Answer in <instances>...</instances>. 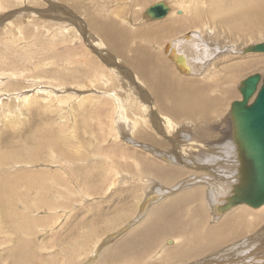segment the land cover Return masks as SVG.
Here are the masks:
<instances>
[{
    "label": "rangeland",
    "instance_id": "rangeland-1",
    "mask_svg": "<svg viewBox=\"0 0 264 264\" xmlns=\"http://www.w3.org/2000/svg\"><path fill=\"white\" fill-rule=\"evenodd\" d=\"M163 1L0 0V264H165L164 260L168 264H256L262 261L264 213L254 221L250 214L255 209L234 207L225 215L245 209L248 217L242 224L233 222L235 233L218 229L226 216L221 213L220 221H213L206 205L209 203L206 181H193L190 187L184 183L192 177H205L209 172L189 167L180 158L176 165L169 163L163 156L149 153L147 147L133 145L147 143L161 154L167 152L166 146L174 145L172 127L166 121L168 117L162 115L180 109L167 90L161 89L165 93L156 94L153 86H158L165 77V69L161 75L158 68L162 62L178 81L195 82L198 91L212 88L210 97L225 94L219 111L194 109L199 115L173 121L182 123L177 127V137H181L177 140L183 146L189 145L191 155L199 157L204 152L224 155L223 146L235 134L231 106L242 100L243 81L257 74L264 77V53H242L243 49L264 43V24L254 27L258 21L254 17V25L249 23L247 18L253 8L246 7L248 0ZM237 1H244V5L240 2L244 7H236ZM159 3H166L171 8L170 14L163 20H149V8ZM230 7L239 10L233 12ZM243 12L248 14L244 23L232 21L234 15ZM194 17H198L197 21H189ZM170 19L185 24L170 33L154 32L156 26ZM112 24H117L116 29L123 32V40L121 35L116 36L117 30L114 35ZM188 32H200L220 52L198 77L181 75L165 52L167 44ZM151 54L157 59L151 60ZM237 64L245 66L238 74L231 68ZM141 66L147 69L146 75ZM119 69L124 75L117 73ZM183 81L180 82L185 84ZM180 90L183 94L188 92ZM144 95L151 98L149 111L158 110L146 113L150 120L152 115L151 121L155 123L149 121L145 127L139 120L135 121L144 110L139 103L146 101ZM123 114L137 124L134 132L145 129L151 137L154 133L165 149L143 141L139 135L134 137L137 143H127L125 136L129 132L122 135L123 126L118 124L120 120L126 121ZM234 145L226 156L236 153L237 142ZM179 150L175 151L177 156L184 157L186 152ZM175 159L172 158L174 162ZM212 166H206L213 171L212 176L225 175L219 174L220 166ZM155 168L168 173L158 175ZM235 172L237 169L230 175ZM178 183L186 188L163 198L157 205L145 202L156 188L171 190ZM196 190L201 191L200 199L196 204L184 206L187 210L179 216L183 222L180 228L172 231V223L163 224L154 217L156 222L147 215L172 197ZM142 205L147 207V212L139 221ZM187 212L193 214L188 216ZM222 233L217 238L219 243L214 241L217 245L213 243L214 237L207 238L208 234ZM225 236L227 242H223ZM168 240H175V244L168 245ZM204 247L205 251L211 249L201 251ZM185 249L193 250L195 255L182 252L179 256L193 259L175 262L178 250Z\"/></svg>",
    "mask_w": 264,
    "mask_h": 264
},
{
    "label": "bare ground",
    "instance_id": "bare-ground-1",
    "mask_svg": "<svg viewBox=\"0 0 264 264\" xmlns=\"http://www.w3.org/2000/svg\"><path fill=\"white\" fill-rule=\"evenodd\" d=\"M163 1V0H162ZM164 2V1H163ZM240 2L241 3H243V5H244V1H237V5H235L236 7H238V8H240ZM160 4H162V5H164V7L166 8V9H168L167 10V13H166V15L164 16V17H162V18H160V19H157V18H155V17H153V15H149L148 14V16L147 17H149V18H151V19H153V20H163V19H165L169 14H170V12H171V8L166 4V3H159V4H157V5H160ZM242 6V5H241ZM242 7H244V6H242ZM246 7H251V8H253L251 11L250 10H247V11H250L249 12V14H250V16H248V21H249V23H251L252 24V22L254 23L255 21L253 20L252 21V17H254L253 19H258V21L255 23L256 25L254 26V27H258L259 26V24H264V0H248V2H246ZM245 7V8H246ZM216 8V7H215ZM223 8V7H222ZM221 7H219L218 9H222ZM227 8V6H225V8H223V9H225V11L224 12H226L228 9H226ZM231 8V11H233V12H237V10H239V9H236V8H232V7H230ZM183 10H184V8H183ZM182 13H183V11L182 10H180ZM215 11H216V9H215ZM215 11H213L212 10V13L214 14L215 13ZM223 12V13H224ZM222 13V14H223ZM232 15V14H231ZM245 15H248V14H244V12H243V14L242 15H240V14H238V15H234L233 17V20L232 21H234L235 23H237V21L239 22V23H244L245 21H244V18H245ZM232 17V16H231ZM91 18V17H90ZM197 18L198 17H194L193 19H191V20H189V21H197ZM147 19V18H146ZM151 19H149V20H151ZM107 20V19H106ZM178 20V21H177ZM175 19V20H173V19H170V20H168L169 22H166V23H163V24H161V25H159V26H156L155 28H154V32L155 33H161V32H163V33H170V32H173V31H177V30H180L181 28H182V26H184V24H185V21H182V20H179V19ZM231 20V19H230ZM97 21V20H96ZM108 21V20H107ZM116 21V20H115ZM99 22V21H98ZM130 22V21H129ZM225 22V21H224ZM93 23V22H92ZM117 23V22H116ZM191 23V22H190ZM231 23H233V22H231ZM259 23V24H258ZM68 24V23H67ZM103 24V23H102ZM106 24H109V22H107ZM93 25V24H92ZM186 25H187V23H186ZM235 25V24H234ZM252 25H254V24H252ZM98 26V25H97ZM111 26H114V28H112L114 31H113V33H114V35H115V33H116V30L118 31L117 33H116V36H119V35H121V40H123L124 38H122V34H123V32L121 33L120 31H119V29H116L117 28V24H112ZM236 26V25H235ZM261 26V25H260ZM234 27V26H233ZM238 27H240V26H238ZM254 27H251V28H254ZM106 28V27H105ZM104 28V29H105ZM236 28V27H235ZM97 29V28H96ZM237 29V28H236ZM100 30V29H99ZM121 30V29H120ZM173 30V31H172ZM253 31H254V29H252ZM109 31V30H108ZM151 31V30H150ZM102 32H103V30H102ZM148 33V32H147ZM200 32H188L187 34H183V36L181 35V36H179V37H177V38H175L174 40H172L169 44H167V47L165 48V52H166V54H167V56L171 59V61H173V63L175 64V66H176V68L179 70V72L181 73V75H188V76H192V77H198V75H200V74H202V72L204 71V69L206 68V66H207V63L209 64V62L211 61V60H214V57L217 55V53L219 52V49L216 47V46H214L213 44H209L207 41H205L202 37H201V35L199 34ZM110 34H112V33H110ZM146 34V33H145ZM151 34H153V33H151ZM87 35V34H86ZM89 35V34H88ZM93 36V35H92ZM90 37L91 39H94V37ZM110 36V35H109ZM203 36V35H202ZM125 37V36H124ZM97 39V38H96ZM117 40V39H116ZM207 40V39H206ZM93 43L95 44H97L96 46H100V44L99 43H97V41L96 40H94L93 41ZM112 43V42H111ZM117 43V42H116ZM141 44V43H140ZM117 45V44H116ZM138 46V45H137ZM98 48V47H97ZM250 47H248V48H246V49H249ZM228 49V48H227ZM228 50H230V52H231V50H233V49H228ZM227 50V51H228ZM243 50H245V49H243ZM150 52V51H149ZM224 52H226V50L224 51ZM124 53V52H123ZM220 53V52H219ZM229 53V52H228ZM242 53H243V51H242ZM241 53V54H242ZM133 54V53H132ZM225 54V53H224ZM245 54V53H244ZM263 54V53H262ZM144 55V54H143ZM231 55V54H230ZM123 56V55H122ZM145 56V55H144ZM151 56H152V54H151ZM150 56V59L151 60H156L157 58H155V56H152L151 57ZM137 60H139V59H137ZM136 60V61H137ZM159 60V59H158ZM158 60H157V62H158ZM146 62H148V63H150V61H149V59H147V61ZM213 62V61H212ZM152 63V62H151ZM154 63V62H153ZM152 63V64H153ZM161 64H162V67H161V65H160V67H158V68H160V73H161V75H162V72H164V71H162L163 69H165V72H166V74H165V77H163V80L160 82V84L158 85V86H155V85H153L154 87H155V93L157 92V93H159L160 92V90L161 89H165V90H167L166 91V93H168V94H170L169 96H171V97H173V100H175V104H177V107H179V109L180 110H177V111H175L174 109L173 110H168V112L166 113V115L165 114H163L162 115V117L164 116V117H168V118H166L167 120L166 121H169V123H170V125H171V127H172V137H171V140H172V142H173V144L174 145H172V144H170V147H168V146H166V149H167V152H162L163 154H161V152L158 150V149H156L155 147H152V146H149L147 143H146V145H143V143L140 145L139 143H137V142H135V140L136 139H134V137L136 138V137H138V135H139V138H141L143 141H145V142H148L149 143V141L150 142H153L154 144H156L158 147H161V148H164L165 149V146H164V144L162 143V142H160L156 137H155V135H154V133H152V137H151V135L147 132V130H145V129H142V130H140L139 132L137 131V132H134L135 130H136V128H137V124H135L133 121H131V120H129L128 119V117L126 116V115H124L123 114V116H124V119H126V121L128 122H126V121H122V120H120L119 122H118V124H120L121 126H123V128L122 127H120L121 129H122V131L120 132V133H122V135H125V133L128 131L129 132V134L128 135H126L125 137V141L127 142V143H130L131 145L133 144V142L132 141H134L135 143H137V144H134L133 146H135V147H138V148H143V147H147V151H149V153L151 152V153H154V154H156V155H161V156H163V158L162 159H164V161H165V159H166V161H168L169 163H175V165H176V163L178 164L179 163V161H178V158H180L181 160H183L186 164L187 163H189V167H195L196 169H198V170H202V171H207V172H209L208 173V175H206L205 177H192V178H190V179H188V180H185L184 181V183H185V186L186 187H190V185H192L193 183V181L194 182H203V181H206V186H208V191L206 192L207 193V195H208V198H209V203L207 204L206 203V205H207V209L208 210H210L211 211V213L213 214V221L214 222H219L220 221V214L221 213H223L224 215L227 213V212H229V210H231V209H233L234 207H247V210L246 211H248V209L249 208H251V209H255V208H252L251 206H249V205H247L246 203H241V202H239V203H237V201L240 199V197H241V195L239 194V189H241V188H243V187H245L246 186V183L244 182L245 181V178H247L246 176H245V174H244V172H243V169L245 168V166H246V163L244 162V157H243V153H242V151H241V144L239 143V140L237 139V137H235L236 136V130H235V128H234V130H235V134L233 135H231V138L229 139L228 138V140L226 141V144H225V146H223V144L221 145V146H223V148H222V150H221V152L222 153H224V155H217V154H212V153H209V152H204V154H202V156H199V157H197V156H193V155H191L190 154V151L187 149V147L189 146H183L182 144H180L179 143V141L177 140V139H181V137H177V134H176V132H177V127H180V125L182 124L181 122H179V123H181L180 125H178L179 123H177V124H174V122L173 121H177L178 119H180V118H185V119H187V118H190V117H194V115H199L198 113H196V111H202V109H203V111L202 112H207V111H209V110H211V112L210 113H212V111H215V112H217V110L219 111V108L220 107H222V105L224 104V99H223V97L222 96H225V94L224 95H222L221 94V96L220 97H210L209 95L211 94V92H210V89H212V88H207L206 89V91H209V92H206L205 90H203V91H205L206 93H203V91H198V89H199V85H197V87H196V85H195V82L194 83H190L189 84V82H187V81H183V80H180L181 82L183 81L185 84H182L180 81H178V78H175V77H173L170 73H169V71H168V69H167V67H165V65L162 63V62H160ZM215 63V62H214ZM154 65V64H153ZM156 65V64H155ZM238 65V64H237ZM232 66L231 68L233 69V71L235 70V72L238 74V72H242V70L243 69H245L244 67V65H238V66ZM248 65V64H247ZM251 65V64H250ZM148 66V65H147ZM249 66V65H248ZM155 67V66H154ZM211 68V67H210ZM140 69L142 70V72H143V74L144 75H146L147 74V69L146 68H144V69H142V66L140 67ZM212 69V68H211ZM228 69V68H227ZM157 70V69H156ZM231 70L229 69V72H230ZM158 72V71H157ZM229 72H227V73H229ZM115 73H116V71H115ZM118 74H120V75H124L122 72H121V70L119 69L118 70V72H117ZM116 73V74H117ZM206 73V72H205ZM152 74V73H151ZM204 74V73H203ZM214 74V73H213ZM230 74H231V72H230ZM216 75V74H215ZM219 75V74H218ZM157 76H158V73H157ZM121 77V76H120ZM131 78H132V76H131ZM133 78H134V76H133ZM219 78V77H218ZM249 78V77H248ZM264 78V77H263ZM108 82H109V80H108ZM221 82V81H220ZM157 83H158V81H157ZM229 83V82H228ZM156 84V83H155ZM230 85V84H229ZM261 85H262V83L260 84V86H259V88L261 87ZM152 86V87H153ZM209 86V85H208ZM242 86V85H241ZM190 88L189 90H188V88ZM211 87V86H210ZM214 87V86H213ZM180 88L181 89H185L184 90V93H186L187 91V94H183L181 91L182 90H180ZM240 89H241V87H240ZM153 90H154V88H153ZM194 90H196L195 92H193ZM229 90V89H228ZM217 91V90H216ZM165 93V91L164 90H162L161 92H160V95H162V94H164ZM227 92V91H226ZM156 93V94H157ZM241 93V92H240ZM209 94V95H208ZM232 94V93H231ZM228 95H230V94H228ZM159 96V95H158ZM144 97H145V100L146 101H144V99L143 98H141V99H143L142 100V102H139V103H141L142 104V106L144 107V110H143V112H141L140 113V115H138V119H136L135 121H137V120H139L141 123H142V126H147L146 124H148V122L149 121H151L152 119H153V117H152V115H150V117H151V120L150 119H148L147 118V115H146V113L148 112H151V113H157L158 112V110H157V112L156 111H154V110H150L149 111V109L147 108L148 106H149V104H148V100H151V98L150 99H148L149 98V96H146V95H144ZM229 97V96H228ZM158 98V97H157ZM160 99V98H159ZM141 101V100H140ZM134 102H135V100H134ZM133 102V103H134ZM143 102H145V103H143ZM132 103V102H131ZM130 103V104H131ZM129 104V105H130ZM138 104V103H137ZM150 104H151V102H150ZM127 105H128V103H127ZM132 106H133V104H132ZM142 107V108H143ZM141 108V107H140ZM171 108V107H170ZM194 109H197L196 111H194ZM123 111H125V109H123ZM122 113V112H121ZM120 113V115H122ZM150 113V114H151ZM201 113V112H200ZM158 114H160V112L158 113ZM204 114V113H203ZM219 115V114H218ZM221 115V114H220ZM203 116H205V114L203 115ZM120 117H122V116H120ZM136 118H137V116H135ZM155 118H156V116H154ZM207 117V116H206ZM233 117V116H232ZM154 118V119H155ZM158 118V117H157ZM156 118V119H157ZM163 119V118H162ZM159 120H161V119H159ZM190 120V119H189ZM188 120V121H189ZM138 121V122H139ZM163 120H161V122H162ZM164 121H165V119H164ZM185 121V120H184ZM155 123V121H151L150 123ZM149 123V124H150ZM157 123V122H156ZM193 123V122H192ZM148 124V125H149ZM164 125H166V124H164ZM163 125V126H164ZM187 125H188V123H187ZM161 127H162V125H161ZM170 126H168V128H169ZM170 127V128H171ZM157 128H159V126L157 127ZM170 128H169V130H170ZM120 130V129H119ZM157 130V129H156ZM163 130V129H162ZM161 130V131H162ZM168 130V129H167ZM157 132V131H156ZM169 132V131H168ZM158 133V132H157ZM170 133V132H169ZM178 133V132H177ZM171 134V133H170ZM121 135V136H122ZM164 135H166V134H164ZM152 138H154L153 140H151ZM220 141V140H219ZM237 142V149H236V153L234 154L233 152H232V154H230V155H227L226 156V154H228L227 152L229 151V148H231V146H232V148L235 146L234 144ZM152 144V143H151ZM153 144V145H154ZM172 146H174V147H172ZM191 147V146H190ZM174 148V150L173 151H171L170 149H173ZM178 148H180V152L182 151V150H184L185 152H186V154H185V156L184 157H178L177 156V154H176V150L178 149ZM219 148H221L220 146H219ZM218 148V149H219ZM235 149V148H234ZM233 150V149H232ZM231 150V151H232ZM164 151H166V150H164ZM178 151V152H179ZM193 151V150H192ZM148 153V152H147ZM193 153V152H192ZM169 154V156H167V155ZM195 154V153H194ZM197 154V153H196ZM152 156V155H151ZM235 157H237V158H235ZM172 158H176L175 160V162H174V160H172ZM195 158V159H194ZM236 159V160H234L233 161V159ZM170 159H171V161H170ZM163 161V160H162ZM199 162V163H198ZM232 163V164H231ZM213 164H217L218 166H220V168H222L221 170H222V172H220L219 174L220 175H222V174H225L224 176H218V177H216V176H212V175H214V173H213V171L211 172L210 171V169H207V167H209V168H212L213 166ZM145 166V165H144ZM180 166V165H179ZM207 166V167H206ZM148 168V167H147ZM184 168V167H183ZM167 169V168H166ZM173 169V168H172ZM205 169H207V170H205ZM237 169V172H235L236 174H234L233 176L232 175H230V173H232V171L233 170H236ZM170 170V169H169ZM209 170V171H208ZM155 171L157 172V174L159 175V174H167L168 172H163V170L161 169V170H158L157 168H155ZM168 171V170H167ZM172 172H173V170H171ZM171 172V173H172ZM183 173V172H182ZM216 174V173H215ZM227 174H229V175H227ZM170 176V175H169ZM180 177V176H179ZM231 178V179H230ZM176 179V178H175ZM177 180V179H176ZM181 183H183V182H181ZM181 183L178 185V186H175L173 189H171V190H163V189H157L156 188V190H154L152 193H151V195L152 196H149V198H148V200L147 201H145L147 204H148V202H150L152 205H157L163 198H165V197H168V196H170V194H172V193H175V192H178V191H180L181 189H183V188H186V187H181L180 185H181ZM205 183V182H204ZM147 189V188H146ZM203 190V189H202ZM188 192H189V190H188ZM201 193V191L200 190H196V191H194V192H190V193H187V194H182V195H177V196H174V198L172 197L168 202H163V204H161L160 206H157L156 208H154L153 210H149V212L147 213V215H149V216H152V218H156L157 219V221H161L162 223L163 222H166V223H172L173 224V228L174 229H170V230H175L176 228H180L181 227V223H183L182 222V219L179 217V216H181L182 214H184L183 213V210H184V206H186L188 203H191V202H194L195 203V201L197 202V200L198 199H200V194ZM145 203V205H147ZM168 203V204H167ZM150 204V205H151ZM196 204V203H195ZM144 205V204H143ZM143 205L141 206V214L138 216V220L140 221V219L143 217V215H145L146 214V212H147V207L145 208V207H143ZM204 205V204H203ZM209 205V206H208ZM210 207V208H209ZM249 207V208H248ZM262 209H264V206L263 207H261L260 209H255L256 210V212H252L250 215H252V217H250V218H252V219H254V221L257 219V217H260V213L262 214V213H264V210H262ZM187 210V209H186ZM186 210H184V211H186ZM207 210V211H208ZM237 210V209H236ZM245 210V209H244ZM243 209L241 210H239L240 212H237V211H235L234 212V214L233 215H228V216H226V218L223 220V222H222V224L220 225V227L218 228V229H226V230H228L230 233H235V230H234V225H233V222L235 223V224H237V221H240V223L242 224V221H245L244 219H245V217H248L247 215L249 214V213H247L246 211H244ZM192 211V210H191ZM190 211V212H191ZM231 211H233V210H231ZM190 212H187L188 213V216L189 215H191V214H193L194 213V210H193V213H191V214H189ZM251 212V211H250ZM195 213H197V215H198V210H196V212ZM211 213H210V215H211ZM186 215V217H188L187 216V214H185ZM216 216V217H215ZM146 218V217H145ZM154 218V219H155ZM156 219H155V221H156ZM183 219H185V218H183ZM137 220V221H138ZM156 221V222H157ZM184 221V223H185V220H183ZM142 222V221H141ZM160 223V222H159ZM164 224V223H163ZM132 224H129V226H131ZM161 226V225H160ZM165 226H163V228H164ZM127 228V227H126ZM167 228V227H166ZM124 229V228H123ZM162 229V228H161ZM125 230H123V231H121V232H119V233H117L114 237L116 238L118 235H120V234H122L123 232H124ZM162 231H163V229H162ZM165 231V230H164ZM169 231V230H168ZM187 231V230H186ZM159 232V231H158ZM145 232H143L142 231V235L144 234ZM140 234V233H139ZM146 234V233H145ZM161 234H162V232H161ZM224 233H222L221 235H219V236H212V235H210V234H208L207 235V238H210V239H212V237H214L213 238V243H215L216 241L219 243V241H218V239L217 238H219V237H222V235H223ZM160 235V234H159ZM132 237H134V236H132ZM142 237V236H141ZM145 236L143 235V238H144ZM147 237V236H146ZM145 237V238H146ZM157 239H158V237H157ZM216 239V240H215ZM177 240H179V239H177ZM215 241V242H214ZM227 242V239H226V236L223 238V242ZM168 245L169 244H171V245H173V244H175V240H168ZM130 243V242H129ZM216 244V243H215ZM202 245V244H201ZM200 245V246H201ZM205 245V244H204ZM217 245V244H216ZM213 246H214V244H213ZM185 247H187L186 245H185ZM206 247V246H205ZM204 247V249L203 248H201V251L203 250V251H205V248ZM211 247V246H210ZM210 247H208V248H210ZM190 248H192L193 249V247H190ZM194 248H196V247H194ZM212 248V247H211ZM210 248V249H211ZM127 249V248H126ZM210 249H208V250H210ZM129 250V249H128ZM199 250V249H198ZM208 250H206V251H208ZM200 251V250H199ZM205 251V252H206ZM182 252H184L185 254H187V255H189V256H194L195 255V253L193 252V250H188V251H186V249H185V251H183V250H178V252L176 253V258H175V262H178V260H181L179 263H184V262H186L188 259H193V258H190V257H185V258H182L181 256H179ZM194 253V254H193ZM202 256H203V254H202ZM215 262V261H214ZM163 263H165V264H168V261L167 260H164L163 261ZM199 264H200V262H199ZM244 264H246V263H244ZM249 264H253V263H250L249 262ZM256 264H264V257H262V261H261V259H260V263H256Z\"/></svg>",
    "mask_w": 264,
    "mask_h": 264
},
{
    "label": "water",
    "instance_id": "water-1",
    "mask_svg": "<svg viewBox=\"0 0 264 264\" xmlns=\"http://www.w3.org/2000/svg\"><path fill=\"white\" fill-rule=\"evenodd\" d=\"M164 5L149 8L147 15L160 19L167 13ZM151 19V18H150ZM153 20V19H151ZM245 54L264 53V43L243 50ZM261 87L259 88L260 84ZM242 100L231 106L236 136L241 144L244 162L243 172L246 186L239 189L237 203H246L252 208L264 206V78L253 75L243 81L240 89Z\"/></svg>",
    "mask_w": 264,
    "mask_h": 264
}]
</instances>
